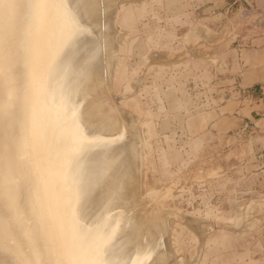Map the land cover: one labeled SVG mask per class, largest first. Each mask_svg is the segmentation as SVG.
Listing matches in <instances>:
<instances>
[{"label": "bare ground", "instance_id": "1", "mask_svg": "<svg viewBox=\"0 0 264 264\" xmlns=\"http://www.w3.org/2000/svg\"><path fill=\"white\" fill-rule=\"evenodd\" d=\"M125 3L0 0V264H178L174 212L140 185L147 133L119 106L136 90L112 96Z\"/></svg>", "mask_w": 264, "mask_h": 264}, {"label": "rangeland", "instance_id": "2", "mask_svg": "<svg viewBox=\"0 0 264 264\" xmlns=\"http://www.w3.org/2000/svg\"><path fill=\"white\" fill-rule=\"evenodd\" d=\"M214 1L125 0L115 24L126 8L130 30L118 49L110 93L118 97L124 82L136 90L119 106L136 114L147 133L140 185L156 193L143 194L145 205L154 201L152 207L174 212L167 215L173 226L165 237L173 239L168 244L176 254L169 260L178 255V264H264L261 165L244 121L219 119L228 98L246 93L234 48L241 30L262 24L264 0ZM253 202L248 218L232 224Z\"/></svg>", "mask_w": 264, "mask_h": 264}, {"label": "crops", "instance_id": "3", "mask_svg": "<svg viewBox=\"0 0 264 264\" xmlns=\"http://www.w3.org/2000/svg\"><path fill=\"white\" fill-rule=\"evenodd\" d=\"M198 1L204 5L215 2ZM257 2L258 0H255V3ZM261 7L258 16L264 17V7ZM262 20L259 28H246L239 33L237 47L234 49L242 70L237 80L242 89H246V93L237 98L234 96L228 98L222 105L224 109L219 112V119L221 122L225 119L231 123L239 119L244 121L252 140L254 159L261 165L262 172L259 173L264 184V18Z\"/></svg>", "mask_w": 264, "mask_h": 264}, {"label": "built area", "instance_id": "4", "mask_svg": "<svg viewBox=\"0 0 264 264\" xmlns=\"http://www.w3.org/2000/svg\"><path fill=\"white\" fill-rule=\"evenodd\" d=\"M251 1V0H250ZM248 4L250 3V2H248V0L246 1Z\"/></svg>", "mask_w": 264, "mask_h": 264}]
</instances>
